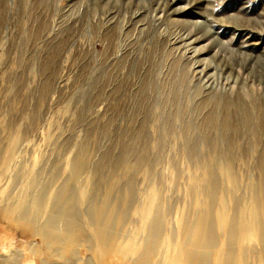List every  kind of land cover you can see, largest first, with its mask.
<instances>
[{
	"label": "rangeland",
	"instance_id": "obj_1",
	"mask_svg": "<svg viewBox=\"0 0 264 264\" xmlns=\"http://www.w3.org/2000/svg\"><path fill=\"white\" fill-rule=\"evenodd\" d=\"M175 61L190 69L192 97L186 94L188 113L171 135L164 134L162 107L169 92L156 89L143 102L137 94L145 68L154 66L161 83ZM202 96L211 103L200 114ZM223 97L231 100L235 118L244 107L251 120L239 124L233 144L217 126L212 146L201 147L210 162L224 161L211 166L217 195L222 193L216 199L224 211L238 213L250 206L249 185L261 175L257 158L264 134L254 135L256 109L264 107V0H0V264H150L135 249L147 237L146 217L165 218L169 236L177 219L191 214L192 199H207L195 194L202 171L193 162L199 157L181 148V125L189 119L197 125ZM142 121L152 150L138 163L133 150L118 146L115 134L125 131L133 139ZM79 159L85 165L77 184L67 182L80 197L83 192L77 205L85 240L71 250L44 231L58 216L53 203ZM228 172L237 178V189L226 182ZM97 206L126 219L97 235V221L91 222ZM107 233L114 239L106 244Z\"/></svg>",
	"mask_w": 264,
	"mask_h": 264
},
{
	"label": "bare ground",
	"instance_id": "obj_2",
	"mask_svg": "<svg viewBox=\"0 0 264 264\" xmlns=\"http://www.w3.org/2000/svg\"><path fill=\"white\" fill-rule=\"evenodd\" d=\"M156 46L157 45H155V47ZM144 51L146 52V49ZM156 51H157V49H156ZM165 53H167V51ZM151 54H152V52H151ZM144 55L145 54H143V56ZM144 57H142V58H144ZM166 57H168V56H166ZM157 58H159V57H157ZM121 60H124V59H121ZM148 60H149V58H148ZM163 61H164V59H163ZM148 62H147V64H148ZM159 62H160V60H159ZM149 64H151V63H149ZM135 65H136V63H135ZM119 66H121V65H119ZM153 68H154V66L151 69L145 68V71L142 72L143 75L139 78L141 80V85H140L139 94H137V97H139V100L141 102H143L146 99H148L152 95L151 94L152 91H155L156 89L157 90L161 89L164 91L166 90L167 92H169V93L165 94L166 96H163V102H162L163 106L162 107H163L164 114H166L164 134H171L174 130H176V121L181 120V123H182V120L186 116L185 114L188 113L189 104H187L185 99H186V94L188 92H190V90L192 89L191 78H193V77L191 76L190 69L188 66L182 65L181 62H179V61L178 62L175 61V62L171 63V66L169 68V74L167 75V78L160 83L154 77V73L151 71ZM135 75H137V73H135ZM197 76L199 77L200 75H197ZM156 77H158V75H156ZM163 78H165V77H163ZM137 83H139V82H137ZM137 87H139V86L137 85ZM195 87L197 90L195 94H200L201 90H202L201 87L200 86H195ZM188 94H190V93H188ZM203 94H206V93H203ZM190 96H191V94H190ZM135 99H137V98H135ZM210 103H211V100L209 98L202 96L200 98V103L198 104V108L200 109L199 113L202 114V112H205L206 110H204V108H206L208 105H210ZM124 104H126V102ZM231 104H232V102L230 99L229 100L226 98L224 99V97L218 98L214 102H212L213 106L211 107L210 110H208L206 112L204 118L202 117L201 120L199 121V123H196L197 125H194V123L192 122L191 119H189V120L185 119L187 121H184L183 124L181 125L180 132H181V136L184 139L183 147H181V148H183V151L186 152L187 154L191 155L192 157L193 156L195 158H196V156L199 157L198 160L195 159L193 162L196 165H198L200 167L199 170L202 171L201 174L198 175L200 177L199 180L198 179L194 180V183H195L194 185L196 187L195 194L196 193H198L196 195H199L200 193L204 194L207 196V199H202L203 196H201V198L199 197L200 199H192L193 204H192V208H191V214L189 215V213H188V216L178 218L177 222H176V233L171 232V234L169 236H167L168 234L167 235L164 234L165 233L164 228H165V225L167 222V221H165V218H163V217H161V215H157V214H155V216L153 214L152 219H148L150 216L146 217L145 224H147V227L149 228L148 232L146 231L147 233L145 234L147 237L145 239L143 238L144 240L141 243V245H137L138 247L135 248L136 250H139V253H142L144 261L150 262V264H264V146H263V150L259 152V156L257 158V166L260 169L261 175H259L260 177L257 180V182L250 183V185H249L250 186V192L252 194V196H251L252 199H246L245 200L246 201L245 203L250 204V206L248 205L249 206L248 207L246 204H244L241 201L244 204V206L246 205L248 208L247 209L241 208L240 212H238V213L236 211H233L232 213H230L227 210L224 211L225 208L223 209V207H221L222 206L221 205L222 199H216L217 197H219L217 195L218 179L214 178V175L211 171V166H215V165L219 164L220 161H221V163H223L224 161L220 160V161H216V162L214 161V163L210 162L209 159L205 156V154L202 153V147L203 146L204 147L212 146V144L214 143V138H213V128L214 127L219 126L218 129H219L220 134L224 138H226L231 144H233L234 140L237 139V136L239 133V124L243 123V125H244V124H247L251 120V115H249L247 113V111H246V109H244V107H243V109H241V108L238 109V116L235 118L234 114L231 111ZM157 105H159V104H157ZM220 105H221L222 109H219V112H218V110L215 111V107H217V109H218V108H220ZM131 108H133V107H131ZM250 109H251V106H250ZM140 110H141V108H140ZM161 110H162V108H161ZM256 110L258 111L257 113L259 115L258 116L259 122L256 125V127H257L256 132L257 133L254 136L256 137V139H258V138L260 139L261 135L264 134V107L262 106V108H259ZM117 111L118 110H116V116H119L121 113L117 112ZM154 111L156 112V110H154ZM190 113H192V112H190ZM143 116H144V114H143ZM149 117H150V115H149ZM137 118H139V117H137ZM115 119H116V117H115ZM122 120H123V117H122ZM126 123H128V122H126ZM248 129H249V127H248ZM147 130H148V128H147L145 122L142 121V124L140 125L139 129L136 131L133 139H127L125 131H122L121 133L117 132L118 134L117 133L115 134V139H116V143L118 144V146L121 147L123 150H126V153L129 151L131 152V150H133L134 155L137 154L136 157L138 158V163H141V161H144V157H148V156H146V155H148L147 153H149L152 150V147L150 145H148L146 143L147 140H145L146 139V133L148 132ZM195 130H197L198 134L194 133ZM263 140H264V136H263ZM220 143H222V142H220ZM263 143H264V141H263ZM156 146H157V143L155 144V147ZM181 148H179V150ZM215 150H217V152H219L218 148H216ZM151 153H153V151ZM204 153H205V151H204ZM200 154H202V158H200ZM151 156H152V154H151ZM124 160H125V158H124ZM199 161H202V162H199ZM227 161L229 163L230 160L228 159ZM84 165L85 164L81 159L75 160V162L72 165L73 166L72 177L68 178V180H66V182L71 180L73 182L75 181V184H77V181H76L77 177H79L80 172H81L82 168L84 167ZM223 165H224L223 167H226L225 166L226 164H223ZM146 166H147V164H146ZM68 167H69V165H68ZM69 171H70V169H69ZM224 177L226 179V182L228 184H230V186L232 185V188H235V189L238 188L239 185L238 186L236 185L237 184L236 181H238V180L232 172L225 173ZM66 182H64V185L62 184L63 185L62 192H61V190H60V192H58V198L59 199H56L55 203H53L54 206L56 204L55 211L57 212L58 216H56V218H51L48 221V230L44 231V232L46 233V235H50L49 237L54 238L58 242V244L59 243L61 244L62 242H68L70 247H71V250H72V249H74V247L76 245L80 244L83 240H85V238H84V235H85L84 232L85 231H83L84 226L82 228L83 223H81L82 221L81 222L79 221L81 216L79 215L80 213L78 214V212H80V211H78L79 209H78V205H77V203H78L77 198L80 199L83 195V192L79 193V194H81V197H80L78 195V192H76V188H74L76 185L73 182H71L70 184L68 182L67 183ZM240 186H241V184H240ZM227 189H228V187H227ZM242 190H243V188H242ZM80 192H81V190H80ZM240 192H242V191H240ZM240 192H239V194H240ZM109 193H111V191ZM219 193H220V191H219ZM245 193H246V191H245ZM220 194L221 195L219 198H222L221 197L222 193H220ZM236 194L237 193L235 192V195ZM245 195H244V197H245ZM238 199H239V197H238ZM239 200H242V198ZM195 201L197 202V204H195ZM126 202H125V204H126ZM241 202H240V204H241ZM223 204H224V202H223ZM217 205H218V207H217ZM230 205H231V203H230ZM51 206H53V205H51ZM180 206H181V204H180ZM189 206H190V204H189ZM226 206H227V204H226ZM241 206H243V205L241 204ZM182 207H185V206H182ZM156 209H157V207H156ZM95 210H98L99 214L97 216H99V218H97V216H95L94 218L92 217L91 222H92V224H94L97 221L96 226L94 224V227H96V230H98V232H96L97 235L100 232L106 230L108 227L114 228L117 224H123V221L126 219L125 217H121V219H117L116 216L106 215V212L103 211V207H101V206H97L95 208ZM158 211H157V213H158ZM148 212H149V210H148ZM153 212H154V210H153ZM160 213H161V211H160ZM118 214H119V211H118ZM161 214H165V212H163ZM177 216L179 217V215H177ZM100 218H101V220H100ZM97 219H99L101 221L99 224H98ZM147 219H148V221H147ZM142 220H143V218H142ZM143 223L144 222H142V225H143ZM169 227L170 226H168V228ZM143 228H144V226H143ZM145 228H144V231H145ZM134 232H135V230L133 231V233ZM138 233H135V234L137 235ZM89 234H90V232H89ZM140 235H142V234H140ZM92 236H93V234H92ZM256 238H259V244L256 243L257 242ZM113 239H114L113 235L107 233L105 243L108 241H111ZM170 239H171V241H169ZM86 242H88V241H86ZM95 242H98V241L96 240ZM111 246H113V245H111ZM111 248H110V250H112ZM94 250H96V249L94 248ZM136 250H135V252L137 254ZM100 252H98V253H100ZM110 254H112V253H110ZM121 254H119V255H121ZM123 254H125V253H123ZM126 254H128V253H126ZM129 255H131V254H129ZM159 255L161 256L160 260H157L156 258H155L156 260H154L153 258L151 259V257H156V256L159 257ZM89 258L91 259V257H89ZM93 258H95V257H93ZM122 258H124V257H122ZM164 261H169V262H164ZM87 262H86V264H94V263H91L92 261L91 262L87 261ZM74 263H75V260H74Z\"/></svg>",
	"mask_w": 264,
	"mask_h": 264
}]
</instances>
